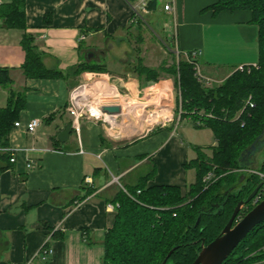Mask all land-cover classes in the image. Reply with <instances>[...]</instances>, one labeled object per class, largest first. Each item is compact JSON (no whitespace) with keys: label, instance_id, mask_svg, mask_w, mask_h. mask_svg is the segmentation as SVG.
<instances>
[{"label":"crops","instance_id":"0c3cea01","mask_svg":"<svg viewBox=\"0 0 264 264\" xmlns=\"http://www.w3.org/2000/svg\"><path fill=\"white\" fill-rule=\"evenodd\" d=\"M9 1L0 0V5ZM135 1L24 0L26 32L33 36L43 65L65 74L57 78L23 75V31L6 27L0 18V67L9 68L10 89L25 96L16 120L19 126L13 125L8 133V147L14 151L15 160L0 171V264H102V240L115 217V210L107 204L118 188L134 186L152 170L148 186L176 185L184 193L194 180V173L190 180V169L184 164L195 157L177 133L175 123L164 122L131 138L141 127L139 121L131 122L133 112L142 113L140 122L143 119L147 123L144 112L148 106L157 107L149 115L153 117L148 116L149 123L170 115L168 109H160L159 93L151 92L164 77L141 85L128 71L138 58L150 67L145 63L146 51L140 49L134 60H123L124 55L133 56L128 50L131 42L139 48L147 44L144 33L129 27ZM167 1H171L172 9L165 11L163 4ZM213 2L163 0L159 5L157 0L148 21L159 24L164 32L163 21L170 20L171 38L177 35L178 48H199V67L206 72L202 75L220 81L239 65L256 64V26L249 22V11L213 13L207 8ZM80 35L84 39L79 41ZM217 51L227 59L214 61L212 56ZM82 61L102 63L107 71L73 73L72 68ZM108 64L116 71H109ZM221 64L233 67L223 70ZM96 74L113 76L110 83L125 91L111 100L120 106V112L107 114L103 122L81 119L78 136L71 130L67 140L58 141V133L70 123L66 105L72 89L82 78ZM163 87L168 91L167 103L176 107L172 87ZM145 93L151 96L147 94L142 100ZM7 96V88L0 87V107L6 105ZM119 115L126 119L123 127H117ZM31 119L38 120L33 132L26 129ZM212 139L210 146L215 144L213 134ZM255 158L256 153L252 163ZM4 165L7 163L0 159V166ZM87 177L90 182H85ZM90 189L94 190L89 193ZM45 244L51 252L43 262L38 253Z\"/></svg>","mask_w":264,"mask_h":264},{"label":"trees","instance_id":"16d2710c","mask_svg":"<svg viewBox=\"0 0 264 264\" xmlns=\"http://www.w3.org/2000/svg\"><path fill=\"white\" fill-rule=\"evenodd\" d=\"M23 4L24 0H10L0 5V18L5 26L23 31L20 39L24 51L20 66L23 75L26 78L64 77L61 71L43 65L33 36L26 32ZM156 6L157 0H153L150 11ZM207 8L213 13L250 12L249 22L256 26V64L241 71L232 69L216 85L200 81L193 65L180 53L171 64L163 60L158 68L145 66L141 58L129 65L128 71L141 85L158 81L159 72L174 76L179 93L178 119L190 118L196 127H208L215 144L208 148L210 153L195 147V158L184 164L185 169L194 170V180L187 184L184 193L176 185H146L153 170L134 186L116 190L110 199L116 205L114 222L102 240V264H160L166 256L165 264H192L201 244L209 243L220 233L237 202L245 200L262 180L258 173L245 171L238 158L264 127V0H215ZM136 24L141 33L143 24L140 21ZM72 69L75 74L107 71L104 64L93 61H82ZM10 85L9 68L0 67V87L8 90L6 105L0 107V159L7 165L0 166V171L9 166L8 133L25 105L24 94L11 90ZM153 91L159 93L161 89L154 85ZM249 96L252 106L245 103ZM159 98L160 109H168L166 94L160 93ZM255 170L264 174V161ZM209 172H213L214 178L204 181ZM263 198L261 188L240 208L237 218ZM263 245L264 221L238 243L222 264L260 261L264 259V253L259 252Z\"/></svg>","mask_w":264,"mask_h":264},{"label":"rangeland","instance_id":"374dc122","mask_svg":"<svg viewBox=\"0 0 264 264\" xmlns=\"http://www.w3.org/2000/svg\"><path fill=\"white\" fill-rule=\"evenodd\" d=\"M162 2H163V0H159V5H162L163 4ZM149 17H150L149 15H145V19L149 20ZM163 25H164V32H163V30L161 31L159 29L160 28L159 24H153L152 22L148 21V26L143 25L141 32L144 33L145 37L147 38V44L142 45L139 48L138 44L135 41L131 42V46H129L128 50L129 51L131 50L133 56H131V58H129V56L124 55L123 60L124 61H127L128 59L134 60V58H135L134 54H140L141 51H139V50L142 49V51L143 50L146 51V54H144L145 55V63L148 64L151 68H158V66H159L158 64L161 60H166L167 64H171L172 61L174 59H176L175 50H177L179 53L182 51L177 46V35H175L176 38L174 37V40H173V38H171L172 37V30H173V25H172L171 21L170 20L169 21L168 20L163 21ZM133 30L138 32L139 29H138L137 24L133 25ZM153 36L155 37L154 38L155 40H153V38H152ZM211 51H212V48H211ZM212 57H213L214 61H221V59H223V60L227 59L226 57H224V54H221L219 51H217ZM201 59L202 58L200 56V61H201ZM135 61L136 60H134V62ZM156 65H158V66L156 67ZM219 66H221L223 68V70L225 68H232L233 67V65L230 66L227 64H225V65L221 64ZM221 67H220V69H221ZM128 69L130 70V68H128ZM199 69H200V72L205 75L206 72L204 70H202L201 66ZM108 70L109 71H116L115 67L113 65H110V64H108ZM234 70H235V68H234ZM106 75H104L105 79H107L109 77V82H112L113 76H110L108 74H106ZM159 76H162V78L164 77V79H161L162 84L157 85V87H159L161 89L159 94L165 93L167 99H169L168 91L163 87V84L164 85L165 84L170 85L172 87L173 96H175V94H176V96H177L176 98L178 99L179 93H178V89L175 88V85H174V76H172L170 74L163 73V72H159ZM89 77H90V79H83L82 78L81 81H79V84H83L84 82L86 83L87 81H90L91 83H93V81H96L99 78H101V76L98 74L91 75ZM222 80L215 81V79H213V81H211V85L219 84ZM117 91L121 95H123L125 92L124 90H121L120 88H119V90L117 89ZM149 93H151V92H149ZM147 94L148 93L144 94V97L142 100H145V96ZM148 95H150V94H148ZM124 97L125 96H123V98ZM126 98H128V96ZM101 99H103L102 102L107 101V99H105V98H101ZM142 100H140V101H142ZM93 104L97 105V103H93ZM174 107H175L174 105H171V106L169 105L168 109H169L170 115L167 119H160L158 121L151 122V123H149L148 116L150 114L153 115L155 113V111H157V107H154L153 105L146 107V109H145L146 111L144 112L146 115H145L144 119H146L149 124L147 122H145V120H143V119L140 122V118H141L142 113L133 112V114L130 115L131 122L139 121V123L141 124V127H139L140 129H135V133L133 134V136H131V138L142 135L143 133L146 132L147 129H149L151 127L159 126L164 122H172V123H175L177 133L179 135H181V137H183V139H185L186 142L188 143V145L190 147V153H192L191 156H194V157L196 156L195 147L201 148V150H203V151L208 150V148L210 147V144H212V142H213L211 130L206 126L196 127L193 124V121L190 120L189 118H186V117L182 118L179 121L178 120L179 106L177 104L176 107L175 108ZM134 108L136 110H138V108H140V107L136 105ZM123 117H124V115L118 116V119L116 122L118 123L119 126H117V127H123L126 124V119ZM149 117H151V116H149ZM82 119L85 120V118H82ZM100 122H102V121L100 120ZM135 123H137V122H135ZM107 127H108V125H107ZM117 129L118 128L111 130V131L115 132ZM207 153H210V152L207 151ZM262 161H264V146L261 147V149L257 150L256 158H255V162L257 164H260ZM193 173H194V170L190 169L189 170V179L190 180H192V178H193ZM209 173L213 174V172H209ZM213 178H214V174H213ZM254 201H255V199H254ZM241 217L239 216L237 219H239ZM252 263L264 264V259H261L260 261H256V262H252Z\"/></svg>","mask_w":264,"mask_h":264},{"label":"built area","instance_id":"2783aa9c","mask_svg":"<svg viewBox=\"0 0 264 264\" xmlns=\"http://www.w3.org/2000/svg\"><path fill=\"white\" fill-rule=\"evenodd\" d=\"M153 2V0H136L133 5H132V14H131V18H130V23L132 24H136L138 23V21H140L143 25L148 26V20L145 19V15H148L150 13V9H149V4ZM172 9V4L171 1H167L163 4V10H171ZM84 39V35H80L78 40H82ZM174 39V36H173ZM175 55L176 58H178L179 52L177 50H175ZM180 54L188 61L190 62L194 69H195V74L197 76V78L200 81H203L205 84H211V79L205 77L202 75V73L200 72V67H199V63H198V57L201 54V50L199 48H195L189 51H182L180 52ZM252 66H255L252 65ZM247 67V65H239L235 68V70H243ZM248 68V67H247ZM106 80V81H105ZM97 81H103L106 82L108 85H112L109 82L108 79H105L103 77L99 78ZM96 81H93V83H91L90 81H87L86 83L84 82L83 84H78L75 88L72 89L70 96H69V100L68 103L66 105V111L68 112V114L70 115V125H71V130L78 136L80 133V122L82 118H92L94 120L97 121H104V114H108L106 112H104L102 110V107L105 105H117L114 104L115 102L109 101L107 100L106 102H102L104 98L103 96H100L102 94V91L100 90V86H96L93 85L95 84ZM87 85L88 90L86 91L87 94L83 95L82 92L79 90L81 89L82 86ZM91 87V88H90ZM116 91L117 88L116 86H114ZM118 93V91H117ZM119 94V93H118ZM120 95V94H119ZM106 99V97H105ZM93 103H97V105L93 104ZM248 105L252 106V103L250 102V96L248 97V99L246 100V102ZM96 106L98 108V112H94V111H90V106ZM38 124V120L37 119H31L27 124H26V129L29 132H33L36 125ZM14 126H19V122L15 121ZM9 151V162H13L15 160V153L13 150H11L9 147L7 148ZM27 167H30V163L26 164ZM252 172H256L259 174V176L262 178V180L264 181V174L257 172L256 170H253ZM213 179V174L212 173H207L203 180L204 181H209ZM85 182H90V178H85ZM262 190L264 191V184L262 187ZM107 207H109L110 209H114L116 205L113 203H108ZM51 252V249L49 248V246L47 244H45L38 253V257L41 261L45 262L49 256ZM259 252L264 253V245L259 248Z\"/></svg>","mask_w":264,"mask_h":264},{"label":"water","instance_id":"95a60500","mask_svg":"<svg viewBox=\"0 0 264 264\" xmlns=\"http://www.w3.org/2000/svg\"><path fill=\"white\" fill-rule=\"evenodd\" d=\"M102 110L108 114H118L120 112V106L105 105L102 107ZM70 132L71 125L70 123H66L63 129L58 133L57 140L64 142L67 140ZM262 141H264V127L258 136L239 154L238 160L245 171H253L256 169L257 166L255 162L252 163L251 158L254 157L258 149L264 146ZM263 184L264 181L261 180L245 200L237 202L230 218L223 226L220 233L209 243L201 244V248L192 264H222L238 243L245 239L248 233L257 224L264 221V198L257 202L241 218L237 219L240 208L255 197L259 189L263 187ZM198 221L199 215L195 221V225ZM167 257L168 256H166L160 264H165Z\"/></svg>","mask_w":264,"mask_h":264},{"label":"bare ground","instance_id":"6f19581e","mask_svg":"<svg viewBox=\"0 0 264 264\" xmlns=\"http://www.w3.org/2000/svg\"><path fill=\"white\" fill-rule=\"evenodd\" d=\"M93 85L100 86V90L102 91V94L100 96H103L104 98L106 97V99L109 101H111V100L113 101L118 97V93H117L115 87L112 85L111 86L108 85L106 82L96 80L95 84H93ZM87 87L88 86L85 85V86H82L81 89H79L83 95L87 94L86 91L89 88V87L88 88ZM89 106H90V111L98 112V108L96 106H94V105L93 106L89 105ZM132 106L134 107V105H132ZM103 116L106 119V117L108 115L104 114ZM110 122H112V121H110Z\"/></svg>","mask_w":264,"mask_h":264},{"label":"flooded vegetation","instance_id":"af4514ba","mask_svg":"<svg viewBox=\"0 0 264 264\" xmlns=\"http://www.w3.org/2000/svg\"><path fill=\"white\" fill-rule=\"evenodd\" d=\"M262 143H264V141H262Z\"/></svg>","mask_w":264,"mask_h":264}]
</instances>
